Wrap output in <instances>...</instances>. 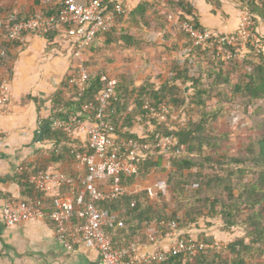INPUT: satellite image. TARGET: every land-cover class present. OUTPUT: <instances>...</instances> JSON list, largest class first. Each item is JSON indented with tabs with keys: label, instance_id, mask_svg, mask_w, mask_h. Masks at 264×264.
<instances>
[{
	"label": "trees",
	"instance_id": "16d2710c",
	"mask_svg": "<svg viewBox=\"0 0 264 264\" xmlns=\"http://www.w3.org/2000/svg\"><path fill=\"white\" fill-rule=\"evenodd\" d=\"M115 1L105 0L104 3L110 7ZM35 3L38 4L37 0ZM235 3L241 13L247 12L253 17L258 40L256 48L247 46L231 58L221 60L192 45L189 36L181 31L186 41L180 50L182 52V49L187 48L189 51L182 54L179 60H173L171 80L163 81L158 87L147 80L135 88L131 85V76L120 74L115 84V96L107 108L106 120L119 137L146 141L152 140L154 133L161 132L172 133L177 142L175 147L166 151L151 147L145 158L138 162V175H148L157 170L162 161L169 162L167 178L164 182H158L161 185L154 190L153 197L144 189L126 192L116 199L96 202L111 217L104 231L111 237L114 247L129 242L143 243L151 228L155 229L158 241L168 235L170 229L160 225L168 221L175 222L177 231L187 238L191 237L184 232V227L206 216L219 219L225 230L233 227L243 230L242 235L224 247L209 246L194 257L167 254L164 260L154 264H264V120L257 125L256 135L247 136L245 142L239 141L237 147L231 145L229 138L236 136L239 139V134H235L232 127H225L226 122L223 120L232 115L235 99H240L244 108L256 101H264V37L257 32L258 22H264V0H235ZM191 8L185 0H141L133 9L116 14L114 25L99 31L89 48L98 36L105 38V45L119 41L128 47L137 46L140 42L153 44L152 39H143L142 35L155 32L166 36L169 31L165 14L168 12L177 14L182 22L190 23L195 29H203ZM36 11L51 12L46 8H36L27 15H20L3 8L0 22L24 19ZM46 37L52 39L54 34L49 33ZM17 46L15 42L0 41V66L4 68V77L10 75L8 62L13 58L9 48ZM167 50L175 51L178 47L169 46ZM239 54H243V65L238 66L234 61L238 60ZM202 58L207 61L205 65L201 63ZM230 62H233L232 67L225 69ZM66 83L67 80L62 84L68 87ZM85 84L79 96L70 94L64 100L59 97L61 90L54 94L55 116L63 118L71 112L82 117L80 105L92 101L103 88L99 73L89 72ZM145 102L152 106L164 104L169 111L168 125H159L151 120L155 125L154 133L131 132L129 129L134 123L146 121L142 108ZM131 103L133 107L129 109ZM184 110H188L189 119L177 126ZM44 137L52 144L48 164L56 169L62 160H74L73 152L82 148V144L63 129L48 127ZM47 168L30 170L27 166L22 169L20 180L25 179L28 173ZM62 172L67 176L79 174ZM138 175L125 179L124 183H134ZM19 184L32 197L30 200H21L28 204L43 200L42 193L33 184L22 181ZM188 184L191 185L189 190ZM80 191L79 185L60 189L61 193H69L74 198ZM170 203H174L176 208L168 214L165 209ZM177 211H182L180 220L176 217ZM209 225L206 223V227ZM203 239L207 244H214L210 237L204 236Z\"/></svg>",
	"mask_w": 264,
	"mask_h": 264
},
{
	"label": "built area",
	"instance_id": "2783aa9c",
	"mask_svg": "<svg viewBox=\"0 0 264 264\" xmlns=\"http://www.w3.org/2000/svg\"><path fill=\"white\" fill-rule=\"evenodd\" d=\"M104 1L37 0V10L46 8L51 12L36 11L24 19L0 22V41L15 42L22 47L26 44L29 34L44 36L53 33L58 41L69 42L78 65L69 74L67 84L73 94L79 96L89 78L84 62L95 35L113 26L116 14L127 10V0H116L110 7H107ZM171 18L169 15V19ZM179 26L189 36L192 45L218 56L221 60L231 58L234 53L242 52L247 46L257 47L254 20L247 12L240 13L237 27L231 32L195 29L186 22L179 23ZM99 79L103 88L92 101H85L80 105L83 118L70 113L62 120L53 121L55 127L70 135L77 128L84 131L82 148L73 152L74 162L84 169V173L67 176L53 167L28 173L26 182L33 184L42 193L43 200L34 204H28L20 198L5 201L0 207V218L4 226L10 228L31 220H48L54 227L56 239L65 250L71 251L79 245L96 250L98 258L91 264H154L164 260L167 254L194 257L209 246L219 247L216 243H205L201 237L187 238L180 235L173 221L160 223L170 229L168 235L171 239L166 247L158 244L153 228L148 230L144 240L145 243L153 245L149 252L141 251L145 245L142 243L129 242L117 248L112 245L111 237L104 231L111 217L103 208L97 206L96 202L116 199L129 191L134 192L124 180L138 175V162L145 158L146 152L151 147L166 151L175 147L177 142L172 133H154L155 125L151 120L167 126L169 111L164 104L152 106L148 102H145L142 108L148 124L147 132L154 133V138L141 141L119 137L106 120L107 108L116 93L117 80L105 74H101ZM8 81L7 77H0V111L6 110L9 105ZM180 116L177 126L189 119L188 110L181 112ZM2 137L0 131V139ZM75 185L81 187L77 198L60 192L64 186ZM160 185L154 182L145 190L153 197L154 190Z\"/></svg>",
	"mask_w": 264,
	"mask_h": 264
},
{
	"label": "crops",
	"instance_id": "0c3cea01",
	"mask_svg": "<svg viewBox=\"0 0 264 264\" xmlns=\"http://www.w3.org/2000/svg\"><path fill=\"white\" fill-rule=\"evenodd\" d=\"M140 1L127 0L126 11L133 9ZM185 1L190 3L198 23L203 28L219 33L236 29L241 12L235 0ZM35 4V0H0V11L9 8L20 15H27L29 11L37 8ZM172 26L168 21L169 32L166 36L155 32L151 33L153 38H149V34L142 35L143 39L154 40L153 44L159 47L160 56L154 58L150 64L142 63L140 55L134 52L132 53L136 55L132 56V61L123 60L130 57L129 50L137 51L141 42L138 47L125 46L121 41L105 45V38L98 36L85 55L86 70L92 74L99 73V76L105 74L116 80L120 74L131 76V85L135 88H139L147 80L155 83V86L163 81H170L173 59L188 52V49H182L181 52L186 39ZM257 32L264 37L263 21L258 22ZM26 39L24 46L9 48L13 56L8 62L9 105L6 110L0 111V131L3 134L0 139V207L11 198L32 199L19 184L21 181L26 182L25 179L20 180V173L27 166L30 170L53 167L47 161L52 144L45 139V130L48 127L57 128L53 121L62 120L71 113L68 112L63 118L55 116L53 97L58 90H61L59 97L64 100L68 99L70 94L73 95L72 89L62 84L78 65L72 55L71 45L54 37L48 39L46 35L29 34ZM175 45L178 50L165 48ZM100 46L104 49L103 53L98 52L97 47ZM173 53L177 55L175 58ZM3 69L0 66L1 76ZM132 107L131 103L129 109ZM60 111L66 112L65 109ZM129 130L141 134L148 130V124L146 121H138ZM70 136L80 143L85 139L84 131L78 128L74 129ZM74 161L72 158H66L59 163L57 169L69 174L84 173V169ZM129 187L131 191H137L138 180ZM188 231L186 229L184 232ZM189 236L196 238L190 234ZM170 239V235H166L158 240V244L166 247ZM146 243H142L145 244L141 248L142 252L152 250L153 245ZM97 258L96 250L88 246L79 245L71 251L65 250L56 239L54 227L48 220H31L6 228L0 218V264H91Z\"/></svg>",
	"mask_w": 264,
	"mask_h": 264
},
{
	"label": "rangeland",
	"instance_id": "374dc122",
	"mask_svg": "<svg viewBox=\"0 0 264 264\" xmlns=\"http://www.w3.org/2000/svg\"><path fill=\"white\" fill-rule=\"evenodd\" d=\"M165 15H166V22L170 21L173 25L172 28H174L177 33H181L182 30L179 26V23H181L182 21L178 18L177 14H174L173 12H168ZM168 15H171L172 18L168 19ZM148 37L153 38L152 34H149ZM97 48H98V52L103 53L104 49L102 48V46L97 47ZM138 48L139 49L137 51H134L133 49L130 48L132 50V51L129 50V52H131L130 57H126L123 60L132 61L133 59L132 56L136 55V54H133L132 52L139 54L140 55L139 57L142 58V63L144 64H150L154 60V58H157L158 56H160L158 54L159 47L155 46L154 44L152 45L151 44H140ZM160 49L162 50L161 47ZM184 49H187V48H184ZM163 52L165 53L166 51H163ZM173 55H174L173 58L177 56L174 53ZM242 55L243 54H239L238 60L234 61V63L238 64V66L243 65ZM173 60H179V58L176 57ZM206 62L207 61L205 59L203 58L201 59V63L203 65H205ZM232 63L233 62L227 63L225 69L231 68ZM88 64H89V61L87 62V65ZM239 100L240 99H235L233 103L232 115L223 119L226 122L225 127L226 126L228 128L232 127L234 133L239 134L238 136L239 139H237L236 136H232L229 138V142L231 143L232 146H235V147H237L239 141L245 142L247 136L256 135L257 130H258L257 125L261 124V122L264 120V101H261V100L256 101L255 104L244 108L242 104H240ZM168 163L169 162L162 161L161 163H159L160 164L159 168L155 171H151L148 175L139 174L137 176V180H138L137 192L144 190L147 186H151L154 182H164L167 178V172L169 169ZM206 171H208V169ZM189 183H192V182L189 181ZM192 184L194 186V183ZM190 186H191L190 184L187 185L188 190L190 189ZM174 208H176L175 204L170 203L166 207L165 212L170 214ZM181 214H182V211H177L176 217L179 220L181 219ZM206 223H210L211 225L206 227ZM184 228L188 229L189 231L187 233H189L190 235H193L194 237L201 236V238H204L205 236V237L212 238L213 242L219 245V247H224L228 242L232 241L235 237L243 234V230L241 227H233L230 230H225L219 219H210L207 216L199 218L197 222L192 223L190 226H185Z\"/></svg>",
	"mask_w": 264,
	"mask_h": 264
}]
</instances>
